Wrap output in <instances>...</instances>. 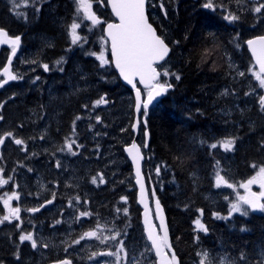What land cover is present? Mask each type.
Segmentation results:
<instances>
[{
    "label": "trees",
    "instance_id": "trees-1",
    "mask_svg": "<svg viewBox=\"0 0 264 264\" xmlns=\"http://www.w3.org/2000/svg\"><path fill=\"white\" fill-rule=\"evenodd\" d=\"M71 2L68 6L72 5ZM206 2H148L151 22L171 47L170 55L159 66L161 74L166 68L171 76L161 75L160 79L168 81L173 87L149 107L146 117L140 114L142 128L140 123L137 140L141 139L143 146L147 140L146 133H149L143 170L149 185L151 177L148 169L152 165L164 166L161 168V186L153 191L150 187V192L160 199L166 210L180 264H200L202 259L204 264H209L212 257L220 258L212 260V264H221V261L224 264H264V213L251 211L249 216L235 214L227 220L218 218V214H228L229 200L225 199L228 189L216 187L214 182L215 163L218 161L222 163L224 177L233 183L246 180L255 173L257 166H264V109L259 104L264 89L250 70L253 60L245 45L248 38L264 34V10L261 13L253 11L264 4V0H212L213 8H205L203 5ZM48 4L52 7L43 6L41 12L32 13L25 21L14 14L9 0H0V27L10 35L21 37L13 68H17L24 58L25 66L29 68V74L23 79L0 89V116L3 117L0 119V135L13 132L25 141L27 149L21 150L12 140L5 142L0 152V167L6 176L14 174L17 177L23 191V206H31L34 201L29 198L35 185L34 175L17 164L28 161L34 164L31 150L37 154L43 151L39 138L44 133L41 127L49 132V146H57L71 134L76 120L83 122L77 117L90 109L92 102L107 94L108 105L96 108L100 125L105 126L104 131L109 134L101 157L105 156V151L112 149L116 136L120 140L119 148L135 137L132 129L135 119L132 91L120 81L112 65L102 69L85 50L76 48L71 51L65 11L61 5L56 6L55 0ZM96 8L105 21L113 20L107 0H99ZM226 11L239 19L227 21L223 16ZM215 45L219 47L223 63L218 69H209L203 60H209L206 50ZM10 52L8 47L0 49V78ZM64 56L67 60L61 71L46 72L41 66ZM241 72L243 76L239 75ZM177 75L179 80L175 78ZM44 120L47 126H42ZM224 138L235 140L231 150L225 151L220 146L211 148L212 143ZM33 142L40 147H34ZM94 143L93 140L88 145L93 146ZM49 146L47 150H50ZM91 150L89 148V155ZM84 152L85 147L81 153ZM49 160L51 157L47 158V168L43 169L54 175ZM94 168L90 164L85 169L93 173ZM82 172L73 173V180L80 187L88 186V175ZM69 181V192H73L71 186L74 184L71 179ZM84 190L92 195L97 218L105 219L108 217L107 209L118 200L112 193H124L121 189L112 191L109 186ZM47 197L45 195L43 199ZM60 201L63 202V199L60 198ZM132 202L137 216L135 223L141 226L137 194H133ZM54 208L47 207L30 214L39 219L46 218L43 224L50 229L49 223L53 224L59 217ZM199 210H203L202 213ZM200 214L206 232L194 224ZM58 227L66 230L65 227ZM13 232L7 224L0 226V246L4 248L0 247V262L47 264L72 256L71 253H64L65 241L61 242L57 237L47 238L46 245L50 248L43 253L42 247L37 250L26 242L14 253L8 245ZM138 236L140 240L147 241L143 230ZM227 258H232L231 262Z\"/></svg>",
    "mask_w": 264,
    "mask_h": 264
},
{
    "label": "rangeland",
    "instance_id": "rangeland-1",
    "mask_svg": "<svg viewBox=\"0 0 264 264\" xmlns=\"http://www.w3.org/2000/svg\"><path fill=\"white\" fill-rule=\"evenodd\" d=\"M51 1L53 0H9L14 14L18 16L20 19H23L25 21L29 19L32 13H38L39 11L41 12L43 6L52 7L49 6L48 4ZM55 1L57 2L56 6L61 5V9L65 11L64 20H65V25L68 26L71 51H74V49L76 48H81L86 51L87 55L93 56L99 62L98 60L99 54L102 51H105V48L107 47V45H105L102 41V37H105L103 31L104 24L107 21H105L97 12V8H96V5L98 3L97 0H86V2L91 4L90 11L92 13H95V15L101 21V23L96 26H92L91 22L86 20V14L83 8L80 7L79 0H55ZM69 1H72L71 6H68ZM229 14L231 13L226 11L223 16L225 17L226 15ZM73 22H77L82 25L81 28H78L76 30L77 34L81 37V41L78 42V44L76 45H73L71 42L72 41L71 25ZM93 53H95L96 55H92ZM109 53L110 52L105 51V55L110 60L111 58ZM207 53H209L208 55L209 60L208 58L203 60L204 65L209 69H218L223 63V57L219 50V47L217 45L212 46L207 50L206 54ZM62 58L63 61L59 65L57 64V61H60L61 58L53 61V63L51 64H48L49 71L55 69L61 71L64 62L67 60V56H64ZM25 64H26V58H24L23 61L19 62L17 68H14V72L17 73L19 76H21L22 79L29 74L28 73L29 68L27 67V65L25 66ZM250 70L256 79L255 73L259 72L257 67L254 64H252ZM162 72L163 73L167 72L166 68H163ZM170 76L171 73H169L167 78H169ZM144 92L146 93V90H144ZM96 101L90 104L91 105L90 109H88L85 113L79 116L80 118H82L83 122H79L78 120H76V122H74V126L71 134L57 146H55L54 144L49 146L48 144L50 139L49 132L47 131V128L41 127V124H39L40 127L44 129V133L40 135V137H43V139L39 137L41 139L40 145L43 151L40 150L42 152H39V154H37L35 150L34 152L33 151L30 152V156H32V161L35 162L34 164L31 163L30 161L24 162L22 164L21 163L17 164V166L23 168V170L27 169L30 170V172H33L34 175L33 181L35 185L32 187L33 193L29 195V198H32L34 201L31 206L22 205V200H23L22 187L18 184L17 177L14 174L11 175V177H13L12 180H10L7 184L0 185V210H1L0 219H2L6 215H9L10 208L20 207L21 208L20 220L13 219L10 222L5 221L4 223L0 224V226H3L4 224L7 225L11 224L13 226L12 227L14 230L12 234L13 238L11 242L8 243V245L13 248L14 253L18 252V249H20L19 246L21 244L25 242L31 244V242L29 241H25L23 243H20L19 241V236L22 233L26 234L28 232H31L34 235V238L37 240V247L35 249L40 250L42 247V253L43 251L48 250L50 248L49 245L45 247L47 238L57 237L59 240H61V242L63 240L65 241L64 242L66 244L65 249H67V251H65L64 249V253L74 254V246H78L77 247L78 256L76 257V260L78 261L79 264H96L95 260L97 259L99 260L100 264H111V262L114 261L113 257L98 256L97 258L89 259L90 255L80 254L82 251L79 250V244H73L74 216L79 215L80 211H88L91 214L90 217L95 221L93 225L96 224L95 230L93 231H95L97 236H100L102 239L109 238L105 240V243L101 244L98 240H96L95 237H91V239H93V246L91 251H93V249H95L94 252L96 253H98L99 250H106V249L110 251H115L116 247L118 246V242L123 240L124 249L126 250L128 257L127 264L130 261L132 262V264H155L154 251L151 244L148 241H143V240L138 241L139 247L141 249V253H139L136 258L135 255H130V252L127 248L129 236H132V238L137 240L133 229L135 228L139 229L140 227L139 224L135 223V221L137 220L135 217L137 216L135 209L133 211V202H132L133 194H137V186L134 182V174L131 163L123 152V145L120 148L118 147L119 146L118 142H120L118 136H116L117 141H115L112 149L105 151L104 152L105 156L103 158L101 157V153H103L102 150H104L107 147L106 140L108 139L109 134L107 135L106 132L104 131L105 126L100 125L101 120L100 122H97L96 120V117L99 116V114L96 111V108L97 107L101 108L100 105L94 106ZM46 123L47 122L44 120L42 122V126H47ZM141 128H142V123H141ZM3 135L4 134L0 136ZM14 137L19 138L16 137L15 135ZM226 139L229 138H224L219 142L212 144H216L217 146L222 147V143ZM5 140H6L5 142H9L11 140L14 142L13 138L11 137H6ZM84 140L86 141V144H84ZM93 140L95 142L94 145L89 146L88 144L92 143ZM73 141H75V143H73L72 152H74L75 155H73L72 152H69L66 146L67 143H72ZM139 143L143 146L141 139L139 140ZM35 145L38 144H36V142H33L34 147ZM40 145L38 146L40 147ZM19 146L21 150L26 148V144ZM48 146L50 150L46 149V147ZM2 147L3 146L0 147V150L2 149ZM84 147L86 149V152L81 153ZM89 148H92L90 155H89L90 153ZM23 151H27V149ZM46 155L51 157L49 163L52 164V170L55 173V175L49 177H46L47 173L43 172V167H42V161L44 160V157ZM85 156L86 158L84 159ZM37 159H39L40 161H36ZM58 162L60 164V167H57ZM90 164H93L95 166V168L93 169V173L91 172L89 173L88 169H85ZM156 166L157 165H152L148 169V174L151 177V181L149 182L148 185L149 191L151 189H152L151 191L156 190L161 186V178H160L161 172L159 175L156 174ZM259 167L260 166L256 167V171L252 176H255L257 174V172L259 171ZM83 169H84V173L82 172ZM78 172H82L85 176L88 175V186L91 190L99 189L104 186H109L110 190L112 191L121 189L124 192V193H120L116 191L112 193V196L113 197L117 196L118 200L113 202L114 206L112 208L107 209V216H108L107 218L113 221L105 222V221H99L97 219L98 213L95 210L96 207L94 206L93 208L94 200L91 199L92 195L90 196L86 190L82 189L73 180V173L74 175H76V173ZM217 175L224 177V175L222 174V163L219 161L215 163V169H214V182L216 187H217ZM0 176H3L4 179H8L9 177L5 175L4 171L3 173H0ZM80 176L82 177V175ZM252 176H250L244 181H240L237 183H233L224 177V179L228 183L233 184L234 187L228 188L227 186L224 185L223 181H221L220 188L228 189V193H229V194L227 193V199H226L229 200L228 212H227L228 214L226 215L222 213H221L222 215L218 214L217 215L218 218L227 220L235 214L245 216L242 213L231 212V205L237 202L238 195H245V190L239 187V184L247 181ZM94 177L96 178L95 182H93ZM70 179L74 184L73 192H69V187L67 186L68 183L71 184V182L69 181ZM57 184H59V186H57ZM110 184L113 185L110 186ZM75 189H77V191H75ZM260 190L261 189L259 187V184L252 185L253 192H259ZM13 192L19 194V199L10 200L9 205L5 206L4 201L7 200L8 196H10ZM79 192L81 193V195H79ZM85 194H88V197H85ZM45 195H48L47 197L48 199L51 198L52 200L56 201L54 210L58 211L59 217H61L56 221H54L53 224L49 223V225L51 226L50 229H47L42 221H38L35 215H31L30 212L26 210L39 205V203L42 202L43 197ZM77 196L80 198L79 204H77L75 200ZM150 197L153 200L157 196L154 197L150 192ZM60 198L63 199V202L60 201ZM122 198H126V199H122ZM69 201H72L73 207L68 206ZM85 201H87L86 204L84 203ZM110 201H112V197ZM243 207L248 208V206L246 205H244ZM125 208L127 209V213H124ZM251 211L253 212V210L248 208L249 214L247 216L250 215ZM261 213H264V211L261 210ZM201 216L202 215L200 214V216L194 220V224L197 219H199L200 221L202 220ZM140 220H141V214H140ZM57 221H60V223H57ZM17 225H19V227H17ZM58 226L65 227L66 230H62ZM90 231L91 229L89 230V232ZM117 233H119V235H117ZM112 236H116L115 241L110 239ZM124 255L125 253L122 252L121 264H125V261L123 259ZM0 264H5V263L0 262Z\"/></svg>",
    "mask_w": 264,
    "mask_h": 264
},
{
    "label": "snow or ice",
    "instance_id": "snow-or-ice-1",
    "mask_svg": "<svg viewBox=\"0 0 264 264\" xmlns=\"http://www.w3.org/2000/svg\"><path fill=\"white\" fill-rule=\"evenodd\" d=\"M99 3V0H97ZM145 2L146 0H111L112 10L115 16L118 18V23H107L106 26V37H102V41L107 47L105 51L110 52L111 59L105 55V51H102L98 60L100 62V67L103 69L106 66H111L114 64V67L119 71L120 76L123 78L127 84L131 85L133 89H135V111L137 113L143 114L144 117L148 115L149 106L153 105L154 102H158V98L165 95L169 89L173 86L168 81H161V75L168 76V72H164L161 74L157 70V62L163 61L165 57L169 53V46L165 43L164 39H162L159 35L156 34V30L152 27V25L148 22V19L145 15ZM80 7L83 8L86 14V20L91 22L92 26L99 25L101 23L100 19L90 11L91 4L86 2V0H79ZM205 8H213L212 0H207V2L203 5ZM161 7L163 5L161 4ZM264 10V4H260L259 6L253 9L256 13H261ZM224 19L229 21L238 20L239 17L233 14L226 15ZM82 25L77 22H73L71 25L72 31V44L76 45L81 41V37L77 34V29L81 28ZM6 33L2 28H0V37L5 36ZM21 37L15 36L6 40L0 39V44H10L11 45V54L8 56V65L3 68L2 78H0V87H3L5 84L10 81H16L18 79H22L17 73L11 70V61L12 58L16 55L17 49L20 44ZM248 47L252 50V54L255 57L256 64L259 65V72L255 73L256 79L259 81L260 87L264 88V35L258 36L254 39H250L247 41ZM207 52V50H206ZM92 55H96L93 53ZM63 58L60 61H57L59 65L62 63ZM45 71H49L48 64L41 65ZM62 70V69H61ZM239 75L243 76L244 73H239ZM177 80L180 77L177 75L175 77ZM39 79V77H37ZM137 84H141L144 86L145 92H142L140 87H137ZM227 94V93H225ZM101 103H107V100L104 97H101L99 100L95 102L94 106H97ZM259 104L261 109H264V96L259 97ZM0 119H3L0 116ZM80 119V117H77ZM97 122H100V117H96ZM140 123V120H137V124ZM146 125V121H144ZM135 127V125H134ZM11 137L14 140L16 145H25V141L23 139H18L14 137L13 132H6L3 136H0V145L5 143V138ZM43 138V137H41ZM72 143H67V150L72 152L73 147ZM235 140L232 138L226 139L222 143V147L225 151L231 150ZM147 145H145L146 147ZM217 147L216 144H212L211 148L215 149ZM22 150H26L22 149ZM129 154L132 156V159L137 162V176L140 175L139 171V160L141 159L140 149L135 143H133L127 149ZM75 155L74 152H72ZM57 167H60L59 162L57 163ZM163 165L156 166V174L159 175L161 172V168ZM253 167H256L253 165ZM3 168H0V173H3ZM30 171V170H29ZM13 177L9 176L8 179H4L3 176H0V185L7 184ZM95 177L93 178V182H95ZM221 181H223L224 185L228 188H233L234 185L228 183L223 176L217 175V187L221 186ZM140 183V181H137ZM259 184L260 191L253 192L252 185ZM143 184L141 183V188L143 189ZM239 187L245 190V195H238L237 202L231 205V212L233 213H242L247 216L248 208L251 210H262L264 211V166L259 167V171L255 176H252L245 182L239 184ZM13 199H19V194L13 192L8 199L4 201L5 206L9 205V201ZM126 199V198H122ZM227 199V197H225ZM76 203H80V198L77 196L75 198ZM141 202H143L141 200ZM47 204H51L52 201H46ZM85 204L87 201L84 202ZM246 205L248 208H244ZM69 207H73L72 201H69ZM157 209H159V200H156ZM40 207H44L41 205ZM29 212L35 213L39 211V208H31L26 209ZM203 211V210H199ZM20 212L21 208H10L9 215L4 216L0 219V224L5 221H11L13 219L20 220ZM124 213H127V209H124ZM90 213L88 211H80L79 215L76 217V221L80 222L82 218H89ZM159 215V213H157ZM60 223V221H57ZM195 224L205 232L207 231L205 225L197 219ZM19 227V225H17ZM163 227V225H161ZM114 230V229H113ZM148 231V239L152 242V247L155 249L157 257H159V264H179L175 253H172L171 259L168 258L165 249L170 248L168 243V232L167 229L164 230V235L162 237H158L152 231L151 227L147 229ZM119 235V233H117ZM85 237H95L101 244L105 243V240L109 238L102 239L100 236H97L95 231H90L85 233L80 237V239L73 241V244H80ZM111 240L115 241L116 236H112ZM20 243L25 241L31 242V247H37V240L34 238L33 233H22L19 236ZM47 245H45L46 247ZM67 251V249H65ZM124 252L125 255L123 257L125 264H127V252L124 249V241L121 240L118 242V246L115 251H107L91 253L89 259L97 258L98 256H107L113 257L114 261L111 264H121L122 257L121 253ZM203 255L208 256V253H204ZM17 258L18 255H17ZM219 257H212L209 259V264H212V260H218ZM229 262H231L232 258H227ZM238 259H242L238 258ZM58 264H72L70 259H64L58 262ZM96 264H100L99 260H96ZM200 264H204V260L200 261ZM221 264H224V261H221Z\"/></svg>",
    "mask_w": 264,
    "mask_h": 264
},
{
    "label": "water",
    "instance_id": "water-1",
    "mask_svg": "<svg viewBox=\"0 0 264 264\" xmlns=\"http://www.w3.org/2000/svg\"><path fill=\"white\" fill-rule=\"evenodd\" d=\"M148 2H149V0H146V2H145V15H146V17H147V19H148V22H149V23L152 25V27L156 30V34L159 35L162 39H164V38L159 34L157 28L154 26V24H153V23L151 22V20H150V17H149V14H148ZM107 3H108V6H109L110 11H111V13H112V16H113V20H110V21H108L107 23H118L119 20H118V18L115 16V14H114V12H113V10H112L111 0H107ZM107 23H105V25H104V35H105V37H106V31H105V29H106ZM0 28H2V29L4 30V32L6 33V35L0 37V39L6 40V39H9V38L15 37V36H13V35H10V34L8 33V31H7L5 28H3V27H0ZM261 35H264V34H258V35L252 36V37L248 38V39L245 41L246 47H247V49H248V51H249V53H250V55H251V57H252V60H253V62H254V64H255V66L257 67L258 71H259V65L256 64V62H255V57H254L253 54H252V50L248 47V45H247V41L250 40V39H254V38L258 37V36H261ZM164 41H165V39H164ZM20 42H21V41H20ZM165 43L168 44L166 41H165ZM168 46H169V53H168V55L165 57V59H164L163 61H159V62H157V65L162 64V63L168 58V56L170 55L171 47H170L169 44H168ZM2 47H9V48H11V45H10V44H7V43L0 44V49H1ZM19 48H20V44H19V47H18V49H17V52H18ZM10 54H11V53H10ZM16 54H17V53H16ZM109 55H110V53H109ZM15 56H16V55H15ZM15 56L12 58V61H11V70H12V71H13V61H14V59H15ZM110 58H111V56H110ZM6 65H8V60H7L6 64L4 65V67H5ZM4 67H3V68H4ZM113 67H114V64H113ZM3 68H2V70H1V74H2V72H3ZM114 69H115L116 73L118 74V76H119V78H120V81H121L126 87H128L130 90H132V93H133V95H134V99H135V89H133L131 85L127 84V82L123 80V78H122V77L120 76V74H119V71H118L115 67H114ZM157 70L160 72V70L158 69V67H157ZM13 72H14V71H13ZM11 82H13V81H10L9 83L5 84L3 87L7 86V85L10 84ZM3 87H0V89L3 88ZM137 87H140L141 90L144 89V86L141 85V84H137ZM142 92H143V91H142ZM163 96H164V95H163ZM163 96H162V97H163ZM102 97H104V98L106 99L107 94H103ZM162 97L158 98V101H159ZM155 103H156V102H154V104H155ZM154 104H153V105H154ZM107 105H108V101H107L106 104H105V103H101V104H100L101 107H105V106H107ZM151 106H152V105H150L149 107H151ZM134 110H135V107H134ZM139 115H140V113H137V112L135 111V119H134V123H133V126H132V129H133V131H134V133H135V137H134V139H133L130 143L126 144V145L123 147V149H124L125 155L127 156L128 160L130 161V163H131V165H132L133 174H134V182H135V184H136V186H137V202H138V204H139V206H140V208H141V219H142L141 221H142V223H143V227H144L145 234H146V236H147V238H148V231H147V229H148L149 227H151L152 231L155 233L156 236H158V237H162V236L164 235V230L167 229V232H168V243H169V245H170V248L165 249V252L167 253L168 258L171 259V255H172V253H175V256H176V257H177V255H176V251H175V249H174V247H173V244H172V238H171V234H170V229H169L168 217H167V214H166V210H165L163 204L161 203V201H160L158 198L153 199V200L151 199V197H150V191H149L148 184H147V181H146V177H145V174H144V171H143V162H144V160H145L144 149H147V147H148L149 133H148V132L146 133L147 141H146V144H145V145H147V146L145 147V145H144V147H143V146L138 142V140H137V138H138V133H139V130H140V123L137 124V120H138V119L140 120V116H139ZM134 125H135V127H134ZM133 143H135L137 146H139V149H140L141 159H140L139 162H138V163H139V171H140V175H139V176H137V162L134 161V160L132 159V156H131V155L129 154V152L127 151V149L129 148V146H131ZM0 146H1V145H0ZM138 180L140 181V183L137 182ZM141 183H142L143 186H144L143 189L141 188ZM141 200H142L143 202H141ZM156 200H159V205H160L159 209H157V206H156ZM51 204H52V203H51ZM43 205L46 206V205H50V204H47V203L45 202ZM41 208H43V207H40L39 209H41ZM260 211H261V210H254V212H256V213H258V212H260ZM157 213H159V215H157ZM161 225H163V227H161ZM148 240H149V239H148ZM149 242H150L151 245H152L151 240H149ZM152 248H153V247H152ZM153 250H154V253H155V256H156L157 264H159V257H157L154 248H153ZM65 259H66V258H65ZM67 259H70V258H67ZM62 260H64V259H62ZM70 260L72 261V259H70ZM177 260H178V262H179V264H180V261H179V258H178V257H177ZM59 261H61V260L52 261V262H50L49 264H58ZM72 264H73V262H72Z\"/></svg>",
    "mask_w": 264,
    "mask_h": 264
},
{
    "label": "flooded vegetation",
    "instance_id": "flooded-vegetation-1",
    "mask_svg": "<svg viewBox=\"0 0 264 264\" xmlns=\"http://www.w3.org/2000/svg\"><path fill=\"white\" fill-rule=\"evenodd\" d=\"M1 146H3V145H1ZM32 151L34 152V150H31V152ZM48 157L49 156H47V155L44 157V160L42 161V167L47 168L46 160H47ZM43 172L44 173H47L46 177L53 176V174L51 172H47V169H43ZM73 179H74V175H73ZM57 186H59V184H57ZM71 187L74 189V186H71ZM81 188L82 189H85V188H89V186H81ZM76 190L77 189H75V191ZM79 195H81L80 192H79ZM46 201H48V198L47 199H43L42 202H40L39 205L38 206H35L34 208H37V207L43 205ZM55 203H56V201H54V203H52L50 205L44 206L43 208H41V211L44 210L47 207H55ZM35 213H37V212H35ZM35 213H33V214H35ZM77 216H74V241L80 239V237L82 235H84L85 233L89 232L90 229H91V231L95 230V225H96V224L93 225V223H95V221L91 217H89V218H82L81 222H77L76 221V217ZM59 218H61V217H58L57 219H59ZM97 219L99 221H105V222H111V221H113V220H111L109 218H107V219H105V218H97ZM37 220L38 221H42V222H46L47 221L46 218H42V219L37 218ZM9 226L10 227H13L11 224ZM142 230L144 232V228L142 229L141 226L139 227V229H137V228L133 229L134 234H135L137 240H135L134 238H132V236H129V238H128L127 248H128V250L130 252V255H135V258L137 257V255L139 253H141V249L139 247V242H138V241H141V240L139 239L138 234H140L142 232ZM92 246H93V239L88 238V237H85V239L82 240L81 243L79 244V250L82 251L80 254H88V255L91 256V253H93L94 250H95V249H93V251H91L92 250ZM77 247L78 246H74V254L72 253V259H73V263L74 264H79L78 261L76 260V257L78 256ZM107 251H110V250H108V249H106V250H99L98 253L107 252ZM154 260H155L154 263L157 264L156 257H154ZM128 264H132V262L130 261V262H128Z\"/></svg>",
    "mask_w": 264,
    "mask_h": 264
},
{
    "label": "bare ground",
    "instance_id": "bare-ground-1",
    "mask_svg": "<svg viewBox=\"0 0 264 264\" xmlns=\"http://www.w3.org/2000/svg\"><path fill=\"white\" fill-rule=\"evenodd\" d=\"M255 65V64H254ZM106 107V106H105ZM138 135H139V133H138ZM147 141V140H146ZM145 144H146V142H145ZM122 161V160H121ZM120 168V167H119ZM118 175V174H117ZM159 199V198H158ZM160 200V199H159ZM137 204H138V202H137ZM138 206H139V204H138ZM140 207V206H139ZM169 224V223H168ZM144 228V227H143ZM144 234H145V231H144ZM145 236H146V234H145ZM146 238H147V236H146ZM148 242H149V240H148V238L146 239ZM172 244H173V242H172ZM174 247V246H173ZM175 249V248H174Z\"/></svg>",
    "mask_w": 264,
    "mask_h": 264
}]
</instances>
